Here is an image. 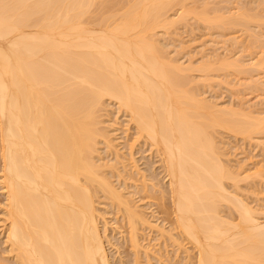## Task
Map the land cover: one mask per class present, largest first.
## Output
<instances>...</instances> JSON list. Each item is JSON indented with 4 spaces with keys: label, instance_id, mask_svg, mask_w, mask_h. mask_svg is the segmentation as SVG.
I'll list each match as a JSON object with an SVG mask.
<instances>
[{
    "label": "bare ground",
    "instance_id": "1",
    "mask_svg": "<svg viewBox=\"0 0 264 264\" xmlns=\"http://www.w3.org/2000/svg\"><path fill=\"white\" fill-rule=\"evenodd\" d=\"M198 1L0 0V191L4 196L0 206L4 252L0 255H7L0 263L111 264L104 243L107 225L102 231L99 227L103 217L97 206L103 198L127 226V231L121 230L126 236L119 233L129 243L134 264L144 247L139 246L140 226L156 230L172 246L191 244L194 260L185 256L194 264H264V220L257 217L262 213L245 203L248 200H242L241 193L235 194L239 182L257 181L261 171L256 168L239 179L242 173L224 163L225 155L220 153L224 151L213 136L220 131L246 139L264 135V117L254 116L250 104L246 108L250 113L229 109L233 106L220 108L214 105L218 102L211 105V100L200 98L202 90L195 84L213 72L242 74L255 67L264 73V1L259 0L254 9L249 6L252 3L246 7L237 1L239 9L234 13L226 5L225 12L221 1L223 9L219 3L213 7L216 0L210 5L209 0ZM190 17L216 32L238 29L250 35V46L260 44L257 65L253 61L244 65L239 55L229 60L216 55L213 59L210 54L211 58L204 56L210 62L200 58L199 65L192 67L188 59L185 66L186 61L181 64L178 57L184 45L171 57L159 32L184 25ZM238 38L230 40L235 50L241 42ZM205 46L202 52L210 48ZM193 73L202 78L197 80ZM256 77L245 82L249 88L254 85L251 89L262 86L264 93V83L259 85ZM204 85L198 87L205 89ZM107 103L127 117L126 135L133 128V139L129 144L126 140L131 163L130 151L141 144L159 159L166 187L160 192L165 200L156 205L167 218L172 215L167 219L168 231L150 223L111 180L122 176L116 172L122 160L115 153L117 145L112 144L108 124L101 127ZM100 143L107 153L116 149L112 153L116 164L98 163ZM108 169L116 175L108 176ZM131 169L140 173L133 163ZM151 177L147 179L152 183ZM141 181L146 195L156 191L155 184ZM149 251H142L147 260Z\"/></svg>",
    "mask_w": 264,
    "mask_h": 264
},
{
    "label": "rangeland",
    "instance_id": "2",
    "mask_svg": "<svg viewBox=\"0 0 264 264\" xmlns=\"http://www.w3.org/2000/svg\"><path fill=\"white\" fill-rule=\"evenodd\" d=\"M209 1H210L209 2V5H210V3L213 0L212 1L209 0ZM219 1H221L220 2L221 6L224 5L223 7H224V11L225 12L230 10V11H233L232 13L235 12L234 11L235 9H237V8L239 9V7L236 8V6H235V4H237V1H239L238 3H240L241 5H242V3L246 4V5H244L246 7H247L248 3H252L251 5H249V4L248 5L252 6L253 9H254V7H256L257 2H259V0H256V1L255 0H235L234 2H236V3L231 2L230 4H228L230 1H233V0H230L229 2H226V1L224 2V0H216L215 2H213L211 4L216 3L215 6H213V7H217V4L219 3ZM263 1L261 0L260 2L262 3ZM202 2L203 1H201V3ZM201 3H199V4H201ZM220 3L218 4V6H220ZM231 4H234L233 5L234 9L232 8ZM240 4L237 5V6H240ZM198 5H196L195 7H200ZM225 5H226V7L229 6L227 8L228 9L227 11L225 10L226 9ZM191 6L192 5H190V7ZM263 6H264V4H263ZM263 6H261V7L264 9ZM209 7L211 8V6H209ZM213 7H212V10H213ZM214 9H217V8H214ZM221 9H223V8L221 7ZM172 13H174V12L172 11L169 14H171V16L174 18V15ZM176 17L177 16L175 15V18ZM187 19H188V21L186 22L187 25L184 24L185 25L184 26V25L181 24L180 26H176L174 28H171L169 30V32L164 31L165 34H164V32H162V33L159 32V34H162L161 36H164V37L160 36L162 39L160 37L158 38V39L162 40V43L166 47L164 45H161V46L163 48L165 47V51H166V48H167V50L170 52L169 53L167 51L170 54V56L172 55L174 57L173 53L174 54L178 53L181 50V48L183 47V51L181 50L183 53H180L181 51L179 52L182 55L181 56L175 55V56L179 57V62L180 61L183 62V63L180 62L181 64H184L185 61H186L185 66L189 65L188 63L190 61L188 59H190V60L192 59L191 60V61H193V64H191V65H193L192 67H194V66L197 67L199 65L200 61H202V60H200V58L203 59V60L204 59L207 60L206 58L207 57L211 58V55H212L213 59H214V55H216L217 57L219 56L218 58H220V59H221V57L222 58L228 57L229 60H231L233 58L232 57V55H233L235 57L232 60H236L235 58L238 57V55H239V58L240 59L242 58L241 60H243L242 63L245 62L244 65L247 66V64H249V63L251 65L252 64L251 61H253V65L254 64L257 65L256 64V60L259 59V56H258L259 54H258V49L257 48H259L260 44L258 45L257 48L255 47L256 46L255 44H253L254 46H250L251 43L250 44L248 43V42H250L249 39H248V37L250 35L247 36L248 35L247 33H246L247 34L246 36L244 34L245 32L243 33V35L245 36L244 39H243L242 32L238 33L240 31V30L238 31V29H237V31H236V29H234V30H231V31L229 30V31H225V32H222V30L221 31L218 30L219 32H216L215 29L214 30L212 29L213 30L212 31L211 29H208L206 25L202 24L199 21L197 22L196 20L192 19L191 17L187 18ZM252 26H253L252 28L255 29V31L257 32V30H256L257 28L255 27V25H252ZM255 31H253V32H255ZM213 33H215V34H213ZM159 34H158V36H159ZM238 36L241 37L240 38L241 42L239 41V44L238 43H235V44L236 45L238 44L237 47L239 46L238 50H240V51H238L237 48H236V50L233 49V47H234L233 44L234 43L230 41V40H233L234 38H235V40L238 41L239 40ZM236 37L238 39H236ZM245 38H246V40H245ZM247 39H248V41H247ZM251 39H253V38L250 37V40ZM161 40H159V43L161 42ZM225 40L226 41L228 40L229 42L227 41V43L224 44ZM214 41L216 43L217 42L220 43L221 41L222 42L224 41V43H220V44L217 43L218 46L216 44V47H215V46L212 45V44L215 45ZM262 41L264 42V40H262ZM262 41L260 42L261 44H262ZM162 43H160V44H162ZM203 43L204 44L206 43L205 45L209 46L211 48V51H208V50H210V48L207 47L206 50H204L205 52H202L204 47H206ZM210 44H211V46H210ZM222 44L226 45V47L223 46L224 48H222L221 47ZM182 45H184V46H182ZM201 45H202V47L204 45L202 50H201V47H200ZM231 45H232V47H231ZM184 47L186 48V50H185ZM212 47L214 48V50H213ZM177 49H178V52L175 51ZM199 50H201V51H199ZM198 51L201 52V53H199ZM212 51L214 52V54H212L213 53ZM215 52H217L218 55ZM187 54L189 56H187ZM198 54H200V55H198ZM184 56H187V58L184 57ZM204 56H207V57H204ZM250 56L252 58H250ZM178 57H176V59H178ZM180 57H182V58H180ZM188 57H191V58H188ZM192 57H194V58H192ZM187 60L189 62H187ZM210 60L211 59H209L207 61L210 62ZM197 62H199V63H197ZM195 64H198V65H195ZM248 67H253V66H248ZM251 69L253 71H255L254 70L255 67H254V69L253 68H250V69L248 68V71H245L242 74L241 73L237 74L236 72H232V71H229V72H221L220 71L221 73L213 72V73L208 74L207 76L204 75L206 77V78L205 77L204 78L207 79L208 81L212 80L211 82H208L204 78L200 77L199 76L200 74L197 75V73L196 74L193 73L194 76H192V77L197 78V80L202 78L203 80L207 81V83L206 82L203 83V84H205L204 86H206L205 89H204V87H203V89L202 88L200 89V87H198V86L202 87V85H203L202 81H201L202 79L198 80V81H196V79H195V81H196L195 84L197 83V87L196 86L195 87L197 88V90L199 88L200 91L202 90L204 92L203 93L202 91L200 92L198 90L201 93V95H203V97L201 96L200 98L206 97L207 101L211 100L210 101L211 105L213 104V102L214 103L218 102L219 104L216 103L214 105H216V106L219 105L220 108L221 107L224 108L223 106H225V108H227V107L229 108V106H233V107H231L229 109H232V110L235 111L236 109L239 110V108H240L241 111H237L236 110V112L242 113V110H243L244 111L243 113H245V112L250 113V111H251V110H249L250 108L246 109V108H248V105L250 104L252 106L251 113L254 111L255 114L252 113L254 116H257V115L261 114L262 116L260 115V116H257V117H264V99H263L264 96H262V94H261V92L263 93V91H261L262 89L260 90V87H262V86H259V88H258L257 87L258 85H257L256 87H254L255 89L254 88L251 89L252 86H254V85L251 84L252 86L250 85V88H249L248 87L249 85H247V83H246V82H249V80H248L249 78L253 77L255 79L256 76H257L256 80L258 81V84H259V82H260V84H262L261 81H263V83H264V79H263L264 78V76H263L264 73L261 72V74H259L261 70L260 71L256 70L255 73H254ZM215 73H217V74H215ZM209 75L212 78H210ZM251 75H253V76H251ZM245 80H247V81L245 82ZM250 81H253V80H250ZM243 82H245L244 84H246L247 86L243 85ZM237 83H238V86H237ZM206 84L209 85V87ZM235 84H236L237 87L233 89V86ZM229 86H231V87H229ZM256 88H258V89L256 90ZM260 100H261V103H260ZM246 102H247V104H246ZM105 105H106V107H105L106 109L104 107L103 108H104V112L106 111L105 112L106 115L105 114L103 115L104 112H102V114H101L102 116L101 117H103V118H101V117L100 118L102 119L101 121H103V123H102L101 127L103 126V124H106V125L108 124L107 125L108 127H106V125H104V126L108 129V133L110 134V137L112 139V144H114V147L117 145L116 146L117 150L114 148V150H116V152L113 149L112 150L116 154H117V151H118L117 155L120 158L119 162L122 160L120 162V164L122 166L118 163V166L116 165V169L117 168L118 169L117 170L115 169L116 172L118 170L120 172H122V176L120 175L121 177H117V178L111 177V174L116 175V173L113 172L114 169L112 171H110V172H109L110 169L107 170L109 172L108 176H110L112 178L111 180H113V183H115V187L117 186V187L120 188L119 189V188L116 187L118 189V191L120 190L122 195H124L128 199L130 198L129 200L132 199L131 201H132V205L134 204V206H135L134 208H136V210H140V212L143 213L144 216L146 215L145 218L147 220H149L150 223H152L153 225L156 224L160 228L162 227V229L168 231L169 229H171V227L169 225L170 221L167 222V219L171 220L172 219V215L171 216L168 215V218H167V216H166L167 214L166 215H165V213L163 214V210H161L162 208L161 209L159 208L160 205H156L158 203H162L165 200V198L162 197L164 194L161 196V194L163 192L161 194H160V192H161V190H163L166 187V180L163 177L164 175H163L162 169H160L159 159L157 158V156L155 154H152V153H154V150H151V152H150V151H148L149 149H148L147 146H144L143 144H141L142 146L141 145L140 146L137 145L136 148L134 147L135 149L130 151L131 154H133L132 155V157H133V162L132 163L137 166V168H138V170L140 171L141 174L142 173L144 174V175L142 174V176H146L147 178H150L152 176L151 178L152 179L154 178L153 179L154 181L151 183L150 179H147V178L143 177L145 179L144 180L142 178V176L140 177L139 176L140 173L138 174L135 171L131 172L132 171V169H131L132 163H131V160H130V157H129L130 153H128V151H129L128 144L131 141L130 137L133 139V135H132L134 133L133 128H131L130 131L127 132L128 135H126L125 134V130H126L125 126H126V123L128 122L127 121L128 120L127 117L125 115H123L122 113H119L116 110V108H115L116 106H114L113 104L107 103ZM244 107H245V109H243ZM218 133H219L218 135L215 134L216 136L215 135H213V136H214V138H216L215 141H216L218 147L221 145L220 147L222 148V146H223L222 149L220 147L219 148H220V150H222L224 152H220V150H219V152L223 153L222 155H225L224 156L225 160H224V158L222 160H224V163L225 162L227 163V164L226 163L225 164L229 168L233 167L232 171L235 172L237 170V172L242 173V174L239 173L240 174L239 177L245 175V173L254 172L256 168H258L257 170L261 171V175L262 176H260V179H256L257 181L254 180V182H253V180L247 179V181L245 180V182L244 181H242L241 183L239 182V185H238L239 187L236 185V190H235V188H233V189L235 190V194L241 193V194H238V195H240L241 199L244 196L243 197L244 199H242V200H245V199H246V201L248 200L245 203H247V204L249 203L248 205H250L251 208L255 207L254 209H256V211L258 213H262V216L258 215L257 217H259V218L261 217L260 221L264 220V215H263V213H264L263 212L264 211V135H253L249 139H246L245 137L240 136V135H238L237 137H236V135L232 136L230 133L227 134L228 132L225 133L224 131H220ZM217 136H219V137H217ZM218 138H220V139H218ZM126 140L129 141L128 144H127ZM221 141H222V143H221ZM98 147H99V150H100L99 154L101 156L99 161H98V163L103 164V163H107L108 162L107 164H109V163H113V161H114V164H116V161H115L116 160V156H115V153L112 154L113 151H112V153H109V152L107 153V149H105L104 144H102V143H100V145ZM110 154H112V155H110ZM122 163L123 164L124 163L125 164L128 163V164H126V166L128 165V168L125 167V170H124ZM114 164H111V165H114ZM121 167H122V169H121ZM259 168H261V169H259ZM242 170L245 171L244 174H243ZM111 172H113V173H111ZM241 178L242 177H240L239 179H241ZM141 180L145 181L144 183L147 184L148 186H150V183L153 184V185L154 184L156 185V187H155L156 191H154V192L151 191L153 193V195H152L151 192H147V195H146L145 192H143V190H142L143 185L141 183L142 182ZM227 185L231 186V184H227ZM135 187H137V189ZM232 187L233 186H231V189H229V187H228V189L231 191V190H233ZM234 190H233V192H234ZM237 190H240V191H237ZM123 191H124V193H123ZM127 196H129V197H127ZM157 199H159V202H158ZM3 200H4V196L2 195V192L0 191V201H1L0 202V206H2L1 204H4ZM103 201H104V199L102 198V201L100 200V204L101 205L97 206L98 210H100L101 217H103V219L100 218V220H99L100 221L99 222V227H100V229L102 231V229H104L102 227H104L105 224L107 225L105 227L106 232H105V235H104L105 236L104 237L105 238L104 239L105 240L104 243H105L106 251L108 253L107 255H108L109 259L111 260V264H134L133 262H134L135 258L132 255L133 253L130 250L129 243H127L128 241H125L124 240L125 237H123L121 235V233L122 234L126 233V232L123 233V231L126 230L127 226L125 227V224L123 222V219H122L120 213L116 212L115 208H111L112 206L110 204L109 205L111 207H109V205L107 206L106 205L107 203L105 202L106 203L105 204ZM102 206H104V207H102ZM168 206L170 207V205H168ZM0 209H1V207H0ZM224 211H225V209H224ZM224 213H226V211ZM0 217L2 218L1 211H0ZM101 220H103V221L101 222ZM233 220H235V219H233ZM148 228H149L148 226H140L139 227V232H138V238H139V244H140L139 246H142V247L144 246L143 250L144 249H148V251H149V249H151L150 251H152V252L150 253V255L148 254L150 259H148L149 260L148 261L144 257V255H142L143 254L142 253L143 250L140 249L141 255L138 257L139 260L137 259V261H139V262L136 263V264H159V263L160 264H167V262H166L167 259L168 260L171 259V261L168 264H181V263L182 264H192L194 262V261H191V260L192 259L194 260L193 256H194L195 250L192 248L191 244H189L188 242H185V241L182 243L183 240H180L179 243H182V244H179V245L181 247L183 246L184 248L186 247L185 249H183V247L182 248L179 247V245L172 246L170 244V242L166 241V239L165 240H164V238L160 239V236H158L159 234L156 233V230L153 231V229H152V231H151V229H148ZM121 230H123V231H121ZM119 231L121 233H119ZM173 234L175 235L176 232H173ZM164 241L168 242V243H165ZM2 244H3V236L0 234V247H1L0 248V252H4V245L2 246ZM177 249H179V250H177ZM180 249H182V250L180 251ZM157 250H159V251H157ZM185 250L188 251L187 254H186ZM155 255H157V256H155ZM185 255L186 256L189 255L190 259L191 258L192 259L190 260V259H188V257L186 258ZM0 256H1L0 258H2L4 256L6 257L7 255L2 253ZM152 256H154V257H152ZM5 257H4V259H5ZM156 257H158V258L156 259ZM159 258H161V260ZM0 261L2 262L1 259H0ZM183 262H185V263H183ZM0 264H2V263H0Z\"/></svg>",
    "mask_w": 264,
    "mask_h": 264
}]
</instances>
